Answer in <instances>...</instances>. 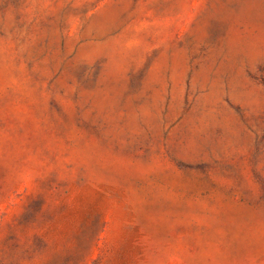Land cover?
Wrapping results in <instances>:
<instances>
[{
    "label": "rangeland",
    "instance_id": "rangeland-1",
    "mask_svg": "<svg viewBox=\"0 0 264 264\" xmlns=\"http://www.w3.org/2000/svg\"><path fill=\"white\" fill-rule=\"evenodd\" d=\"M0 264H264V0H0Z\"/></svg>",
    "mask_w": 264,
    "mask_h": 264
}]
</instances>
